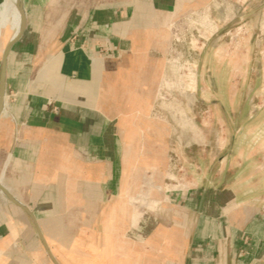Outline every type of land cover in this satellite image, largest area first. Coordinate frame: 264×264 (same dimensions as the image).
Returning a JSON list of instances; mask_svg holds the SVG:
<instances>
[{
  "label": "crops",
  "instance_id": "crops-1",
  "mask_svg": "<svg viewBox=\"0 0 264 264\" xmlns=\"http://www.w3.org/2000/svg\"><path fill=\"white\" fill-rule=\"evenodd\" d=\"M198 1L24 0L0 113V264H264V155L162 195L146 175L171 168L167 151H144L125 116Z\"/></svg>",
  "mask_w": 264,
  "mask_h": 264
},
{
  "label": "rangeland",
  "instance_id": "rangeland-1",
  "mask_svg": "<svg viewBox=\"0 0 264 264\" xmlns=\"http://www.w3.org/2000/svg\"><path fill=\"white\" fill-rule=\"evenodd\" d=\"M168 33L170 46L153 64L159 75L146 76L125 113L139 122L144 151H167L171 168L146 175L162 195L232 180L239 151L264 155V0H200ZM118 117L124 122V107Z\"/></svg>",
  "mask_w": 264,
  "mask_h": 264
},
{
  "label": "bare ground",
  "instance_id": "bare-ground-1",
  "mask_svg": "<svg viewBox=\"0 0 264 264\" xmlns=\"http://www.w3.org/2000/svg\"><path fill=\"white\" fill-rule=\"evenodd\" d=\"M22 5V0H4L0 5V59L9 41L23 25L24 11ZM4 106L5 97L4 99L0 97V110H3Z\"/></svg>",
  "mask_w": 264,
  "mask_h": 264
},
{
  "label": "water",
  "instance_id": "water-1",
  "mask_svg": "<svg viewBox=\"0 0 264 264\" xmlns=\"http://www.w3.org/2000/svg\"><path fill=\"white\" fill-rule=\"evenodd\" d=\"M22 7H23V11H24V22L22 27L20 28L19 32L9 41V43L7 44L4 53L2 55L1 58V62H2V67H1V80H0V97H2V99H4L5 97V69H6V61H7V56L9 53L10 48L12 47V45L21 37L23 30H24V26H25V7H24V0H22ZM2 110H0L1 113Z\"/></svg>",
  "mask_w": 264,
  "mask_h": 264
}]
</instances>
